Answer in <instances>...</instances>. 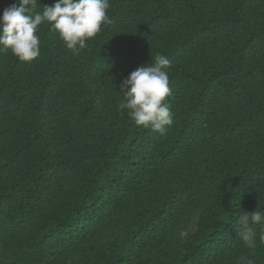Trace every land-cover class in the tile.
Returning <instances> with one entry per match:
<instances>
[{"label": "trees", "instance_id": "1", "mask_svg": "<svg viewBox=\"0 0 264 264\" xmlns=\"http://www.w3.org/2000/svg\"><path fill=\"white\" fill-rule=\"evenodd\" d=\"M109 3L83 49L42 24L36 59L0 50V264H264L235 230L264 210V0ZM156 54L164 135L117 111Z\"/></svg>", "mask_w": 264, "mask_h": 264}, {"label": "clouds", "instance_id": "2", "mask_svg": "<svg viewBox=\"0 0 264 264\" xmlns=\"http://www.w3.org/2000/svg\"><path fill=\"white\" fill-rule=\"evenodd\" d=\"M37 3L38 0H15L0 15V50H10L19 61H32L40 55V38L36 33L42 24L56 30L67 49L77 51L86 47V41L96 36L103 25L111 23L109 0H56L51 6L43 5L42 12L36 11ZM170 67L167 57L156 54L151 56V62L132 71L120 83L123 99L117 111H126L137 126L166 134L174 124L173 113L165 102L170 94ZM236 215L235 230L246 247L254 251L257 241L264 244V210H242ZM238 264L256 262L241 256Z\"/></svg>", "mask_w": 264, "mask_h": 264}]
</instances>
